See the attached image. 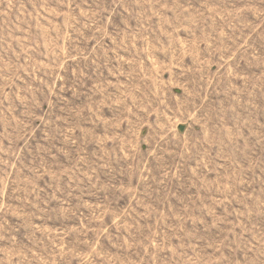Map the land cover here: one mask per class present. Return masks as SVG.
<instances>
[{
    "label": "rangeland",
    "instance_id": "rangeland-1",
    "mask_svg": "<svg viewBox=\"0 0 264 264\" xmlns=\"http://www.w3.org/2000/svg\"><path fill=\"white\" fill-rule=\"evenodd\" d=\"M0 264H264V0H0Z\"/></svg>",
    "mask_w": 264,
    "mask_h": 264
}]
</instances>
